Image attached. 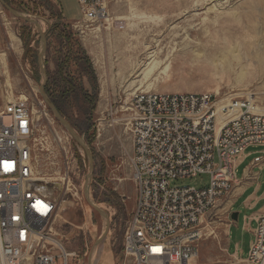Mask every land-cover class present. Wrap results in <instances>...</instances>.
<instances>
[{
	"label": "rangeland",
	"instance_id": "374dc122",
	"mask_svg": "<svg viewBox=\"0 0 264 264\" xmlns=\"http://www.w3.org/2000/svg\"><path fill=\"white\" fill-rule=\"evenodd\" d=\"M2 1L33 22L26 25L0 3V106L7 95H25L37 148L59 166L69 151L80 167L78 197H63L52 237L75 253L68 264H89L91 250V264H100V256L93 259L99 244L107 264H121L135 198L129 95L202 92L250 98L264 111V0H107L122 29L109 21L83 23L76 0H59L65 17L56 0H50L53 13L38 0ZM41 85L86 150L54 117ZM87 175L85 193L80 184ZM208 180L199 174L170 184L201 189ZM227 225L221 203L195 227L197 264H232L228 245L229 254L238 245V258H247L250 237L237 223L228 232Z\"/></svg>",
	"mask_w": 264,
	"mask_h": 264
},
{
	"label": "built area",
	"instance_id": "2783aa9c",
	"mask_svg": "<svg viewBox=\"0 0 264 264\" xmlns=\"http://www.w3.org/2000/svg\"><path fill=\"white\" fill-rule=\"evenodd\" d=\"M76 1L83 23L109 21L122 29V21L110 16L107 0ZM258 109L250 98L202 92L129 95L125 110L135 198L123 233L121 264H197L195 227L230 195L235 161L244 150L264 146V112ZM35 119L25 95L3 99L0 264H56L58 258L68 264L69 256L76 257L52 236L63 197H78L80 167L69 151L61 166L50 162L47 149L41 153ZM199 174L209 175L204 188L170 184ZM87 181L88 175L80 184L85 193ZM231 263L264 264V215L256 219L247 258H231Z\"/></svg>",
	"mask_w": 264,
	"mask_h": 264
},
{
	"label": "crops",
	"instance_id": "0c3cea01",
	"mask_svg": "<svg viewBox=\"0 0 264 264\" xmlns=\"http://www.w3.org/2000/svg\"><path fill=\"white\" fill-rule=\"evenodd\" d=\"M63 16L65 17L64 13ZM222 204L228 221L227 232L232 224L237 223L251 240L257 217L264 215V148L262 146L246 148L235 161V182L230 195ZM233 213H236V220L231 218ZM228 248L229 245L225 251L230 258L241 259L237 256L238 245L234 253L229 254Z\"/></svg>",
	"mask_w": 264,
	"mask_h": 264
},
{
	"label": "water",
	"instance_id": "95a60500",
	"mask_svg": "<svg viewBox=\"0 0 264 264\" xmlns=\"http://www.w3.org/2000/svg\"><path fill=\"white\" fill-rule=\"evenodd\" d=\"M0 3L10 12L12 13L13 15L21 18V19H24V20H27L29 22H33L32 20H29L27 19L24 15L14 11L13 9H11L7 4H5L2 0H0ZM40 91L42 93V85L40 86ZM43 97H44V100L46 102V104L48 105V107L50 108V110L52 111L54 117L61 123L62 127L84 148V150H86L85 148V145L82 143V141L75 135V133L73 132V130L71 129L70 125L61 117V115L58 113V111L56 110V108L51 104L49 103L44 94L42 93ZM86 155L88 156V160H89V165L91 166V158H90V155L88 153V151H86ZM231 218L236 220V213H233L231 215Z\"/></svg>",
	"mask_w": 264,
	"mask_h": 264
},
{
	"label": "bare ground",
	"instance_id": "6f19581e",
	"mask_svg": "<svg viewBox=\"0 0 264 264\" xmlns=\"http://www.w3.org/2000/svg\"><path fill=\"white\" fill-rule=\"evenodd\" d=\"M21 96H23V95H21ZM258 110H259V111H262V110H260V108H259ZM262 112H264V111H262ZM59 138H60V137H59ZM101 249H102V244H99V246L93 248V250H94V253H93V259H94V262H95V261L97 260V258L100 256V257H101V262H100V264H107L110 258L108 257L107 254H104V252L101 253ZM90 254H91V255H89V256H90V258H91V257H92V250H91ZM90 258H89V264L92 263V262H91L92 259H90Z\"/></svg>",
	"mask_w": 264,
	"mask_h": 264
},
{
	"label": "trees",
	"instance_id": "16d2710c",
	"mask_svg": "<svg viewBox=\"0 0 264 264\" xmlns=\"http://www.w3.org/2000/svg\"><path fill=\"white\" fill-rule=\"evenodd\" d=\"M34 2L36 1V0H33ZM39 2H43L44 3V5L46 6V9H48V10H50V12L51 13H53V11H52V3H51V1L50 0H38ZM57 1V3H58V6H59V12H60V16H63V9H62V6H61V3H60V1L59 0H56ZM64 17V16H63ZM62 18V17H61ZM22 21H23V23H25L26 25H29L30 24V22H28L27 20H24V19H21ZM67 22H69V21H67ZM27 27V26H26Z\"/></svg>",
	"mask_w": 264,
	"mask_h": 264
}]
</instances>
